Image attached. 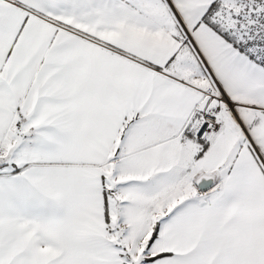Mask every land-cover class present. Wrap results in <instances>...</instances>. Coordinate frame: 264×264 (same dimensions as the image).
<instances>
[{
	"label": "snow or ice",
	"instance_id": "6c2138e0",
	"mask_svg": "<svg viewBox=\"0 0 264 264\" xmlns=\"http://www.w3.org/2000/svg\"><path fill=\"white\" fill-rule=\"evenodd\" d=\"M0 264H264V0H0Z\"/></svg>",
	"mask_w": 264,
	"mask_h": 264
}]
</instances>
